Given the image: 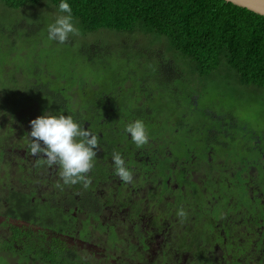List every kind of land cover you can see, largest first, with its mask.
<instances>
[{
    "label": "flooded vegetation",
    "instance_id": "obj_1",
    "mask_svg": "<svg viewBox=\"0 0 264 264\" xmlns=\"http://www.w3.org/2000/svg\"><path fill=\"white\" fill-rule=\"evenodd\" d=\"M149 59L156 68L96 63L85 98L66 84L61 94L40 93L52 86L40 72L4 67L6 81L30 80L36 93L0 109L1 264H264V132L200 107L204 83L184 77L170 50ZM45 112L98 136L87 189L65 185L58 166L30 155V121ZM136 119L149 133L141 148L124 131ZM250 140L246 156L228 160ZM114 150L132 183L116 175Z\"/></svg>",
    "mask_w": 264,
    "mask_h": 264
},
{
    "label": "trees",
    "instance_id": "obj_2",
    "mask_svg": "<svg viewBox=\"0 0 264 264\" xmlns=\"http://www.w3.org/2000/svg\"><path fill=\"white\" fill-rule=\"evenodd\" d=\"M0 1L6 7L14 9L46 2L47 5L55 6L59 10L60 3V0ZM66 2L71 6L75 26L80 29L81 34L108 29L117 32L163 35L169 42L166 43V48L175 51L183 58L185 64H191L196 74L208 76L220 71L225 73V68H229L234 71L238 83L264 87V16L249 9L225 0H66ZM37 28L38 26H35L33 30ZM96 46L98 43L76 49L80 63L95 67L98 62H108L103 59V54L109 51L100 52ZM123 56L129 58L126 54ZM136 59L133 62L144 60L139 56ZM4 67L3 65L0 68V77L3 79L0 80V109H4L12 99L16 102L20 96L36 93L35 86L30 80L19 81L22 87L16 85L15 81H6ZM35 73H29L22 67V74L34 76ZM224 75L230 76L228 72ZM71 81L72 95L75 93L78 97L84 98L88 96V89L83 87L84 82L76 84L74 80ZM15 87L22 88V91H15ZM40 93L50 96L61 94L53 86L49 92L42 90ZM4 94H9L10 99L3 97ZM73 97L71 100L76 102ZM226 113L233 115L238 124L240 122L245 124L231 111L220 114L224 115L225 120L229 119ZM214 118L210 119V126L219 124ZM13 228L15 231L18 229Z\"/></svg>",
    "mask_w": 264,
    "mask_h": 264
},
{
    "label": "rangeland",
    "instance_id": "obj_3",
    "mask_svg": "<svg viewBox=\"0 0 264 264\" xmlns=\"http://www.w3.org/2000/svg\"><path fill=\"white\" fill-rule=\"evenodd\" d=\"M59 14L61 13L55 6L47 5L46 2L14 9L6 7L0 1V68L3 65H16L29 73L40 72L42 78L49 79L50 84L58 88L63 84L70 86L71 80L76 84L81 82L89 84L98 76L97 69L80 63L76 54L79 47H90L93 43H98L95 47L98 51H109L103 54V59L117 61L111 64L114 68L119 64L131 63L154 69L156 66L146 62L133 61L137 60V56L144 59L143 61H150L149 58L155 56L157 50H170L166 48L169 44L168 39L163 35L117 32L108 29H98L80 36L70 35L64 44L50 41L48 25L54 23ZM35 26L38 28L33 30ZM170 51L178 57L179 62L182 61L184 77L195 73L191 64H185L183 58L175 51ZM123 54L129 58H125ZM167 56L162 52L157 53L159 59ZM226 72L230 74L229 77H225ZM225 73L220 71L208 76L195 73L199 81L204 83V90L197 97L198 105L205 109L210 105V112L216 114L231 111L248 127H257L264 132V87L238 83L234 71L229 68H225ZM0 80L3 79L0 77ZM251 142L252 140L247 143L240 142L237 154L231 153L228 160L233 161L246 156L249 152L247 144ZM17 259L22 260V257Z\"/></svg>",
    "mask_w": 264,
    "mask_h": 264
},
{
    "label": "clouds",
    "instance_id": "obj_4",
    "mask_svg": "<svg viewBox=\"0 0 264 264\" xmlns=\"http://www.w3.org/2000/svg\"><path fill=\"white\" fill-rule=\"evenodd\" d=\"M58 7L61 14L57 15L54 23L48 25V40L64 44L70 35L80 36L81 32L75 26L70 4L66 0H60ZM30 127L31 131L28 133L30 155L42 157L37 160V164L58 166L59 176L65 185L82 183L87 189L91 184L88 173L94 167L99 148L98 136L82 127L70 115H53L49 112L31 120ZM124 131L130 134L137 148L149 142L148 129L142 119L128 123ZM112 161L119 179L125 183H132L133 172L120 152L113 151ZM176 215L183 222L188 214L181 207Z\"/></svg>",
    "mask_w": 264,
    "mask_h": 264
},
{
    "label": "water",
    "instance_id": "obj_5",
    "mask_svg": "<svg viewBox=\"0 0 264 264\" xmlns=\"http://www.w3.org/2000/svg\"><path fill=\"white\" fill-rule=\"evenodd\" d=\"M264 16V0H225Z\"/></svg>",
    "mask_w": 264,
    "mask_h": 264
}]
</instances>
